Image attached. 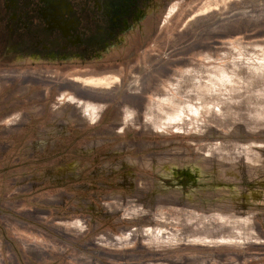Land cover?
<instances>
[{
	"label": "rangeland",
	"instance_id": "obj_1",
	"mask_svg": "<svg viewBox=\"0 0 264 264\" xmlns=\"http://www.w3.org/2000/svg\"><path fill=\"white\" fill-rule=\"evenodd\" d=\"M170 1L0 0V264H264V0Z\"/></svg>",
	"mask_w": 264,
	"mask_h": 264
},
{
	"label": "bare ground",
	"instance_id": "obj_2",
	"mask_svg": "<svg viewBox=\"0 0 264 264\" xmlns=\"http://www.w3.org/2000/svg\"><path fill=\"white\" fill-rule=\"evenodd\" d=\"M173 3H175L174 0H171L169 3V6H168V9L169 7L172 8L173 7ZM236 67V66H235ZM239 67H241L239 65ZM219 68V67H218ZM234 68V66H233ZM230 69V68H229ZM235 69V68H234ZM204 71V70H203ZM216 75V73H214ZM227 74V73H226ZM206 75V74H205ZM228 75V74H227ZM211 76V75H210ZM217 76V75H216ZM212 77V76H211ZM210 78V77H209ZM213 78V77H212ZM207 79V78H206ZM222 79V78H220ZM227 79H230V78H227ZM196 80V79H195ZM212 81V80H211ZM228 81V80H227ZM232 81V80H231ZM196 82V81H194ZM213 83V82H212ZM211 83V84H212ZM187 89L188 91L185 93L186 95H189V98H194L193 96V81L191 80V78H188L187 79ZM204 84V83H203ZM202 85V84H201ZM213 85V84H212ZM185 87V88H186ZM185 88H183L182 90H184ZM181 91V90H180ZM179 91V92H180ZM182 93V92H181ZM209 93V92H208ZM180 95V94H179ZM185 96V95H184ZM186 97V96H185ZM192 100V99H191ZM185 111V110H184ZM195 111V110H194ZM176 113V111H174ZM170 114V116H172L173 114H171V111L168 112ZM167 113V114H168ZM194 113V112H193ZM91 116V115H90ZM93 116V115H92ZM91 117H89L90 119ZM93 121V120H91ZM183 122V121H182ZM180 127V126H179ZM154 129V128H153ZM241 153L247 155V158H245L246 161H248L249 163L250 162H253V161H257V162H260V165L261 167L257 170H255L254 172H252V175H251V186L248 190L249 192V195H251L252 197H256L258 195V193H262L263 194V200L260 201L258 200L257 204L258 203H262V205H259V207H257V205L253 206V208L255 210H258L261 211L262 213H264V147H256V148H247L246 150L242 151ZM248 172V171H247ZM249 173V172H248ZM214 214H218L220 217V220H219V223L218 225H208L206 227V229L208 231H212L213 229H217V237L223 239V235L224 234H234V235H237V234H241V237H233V238H236L238 240H241V239H247V240H250L252 237H254L253 235H257L255 233H250L249 230L251 229H254V224L251 223L248 219H245L243 218V220L241 221H233V217H229V219L227 218L226 214L224 213H218V212H213ZM232 230L230 233L227 232V230ZM243 229H247L249 234L248 237H246L244 235V233H247V232H244ZM227 232V233H226ZM130 233V232H129ZM134 233V232H133ZM210 233L212 232H208V236L209 237H212V235H209ZM124 234V233H123ZM199 234V233H198ZM138 235V234H137ZM142 235V234H141ZM185 235V234H184ZM134 236V234H133ZM158 235H156L157 237ZM171 236V235H170ZM142 237V236H141ZM181 237V236H180ZM188 237V236H187ZM193 237V236H191ZM216 237V238H217ZM195 238V237H193ZM206 238V237H205ZM120 239V238H119ZM143 239V238H142ZM176 239V238H175ZM126 239H124L125 241ZM182 240V239H181ZM113 241V240H111ZM116 241V240H115ZM127 241V240H126ZM130 242V240H128ZM117 242H120V241H117ZM161 243V242H160ZM153 244V243H152ZM158 244V243H157Z\"/></svg>",
	"mask_w": 264,
	"mask_h": 264
}]
</instances>
